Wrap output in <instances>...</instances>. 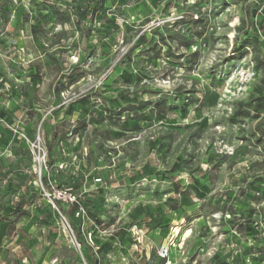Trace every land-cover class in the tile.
<instances>
[{"label": "rangeland", "instance_id": "374dc122", "mask_svg": "<svg viewBox=\"0 0 264 264\" xmlns=\"http://www.w3.org/2000/svg\"><path fill=\"white\" fill-rule=\"evenodd\" d=\"M0 264H264V0H0Z\"/></svg>", "mask_w": 264, "mask_h": 264}, {"label": "built area", "instance_id": "2783aa9c", "mask_svg": "<svg viewBox=\"0 0 264 264\" xmlns=\"http://www.w3.org/2000/svg\"><path fill=\"white\" fill-rule=\"evenodd\" d=\"M99 182H101V180H99ZM59 195H60V199H62V201L66 202V203L74 204L77 202L76 196H74L73 194H70L66 191L59 192ZM160 256L164 259L169 258L170 250L168 248H162V250L160 251Z\"/></svg>", "mask_w": 264, "mask_h": 264}]
</instances>
